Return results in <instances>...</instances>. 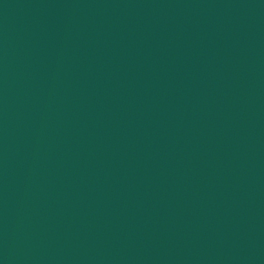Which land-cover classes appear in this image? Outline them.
<instances>
[{
  "label": "water",
  "instance_id": "95a60500",
  "mask_svg": "<svg viewBox=\"0 0 264 264\" xmlns=\"http://www.w3.org/2000/svg\"><path fill=\"white\" fill-rule=\"evenodd\" d=\"M0 264H264V0H0Z\"/></svg>",
  "mask_w": 264,
  "mask_h": 264
}]
</instances>
